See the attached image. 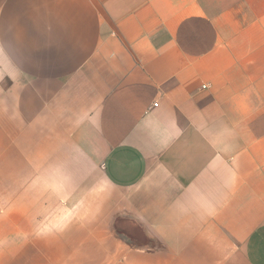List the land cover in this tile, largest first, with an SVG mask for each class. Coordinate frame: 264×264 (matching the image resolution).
Masks as SVG:
<instances>
[{"label": "crops", "instance_id": "obj_1", "mask_svg": "<svg viewBox=\"0 0 264 264\" xmlns=\"http://www.w3.org/2000/svg\"><path fill=\"white\" fill-rule=\"evenodd\" d=\"M0 264H264V0H0Z\"/></svg>", "mask_w": 264, "mask_h": 264}]
</instances>
